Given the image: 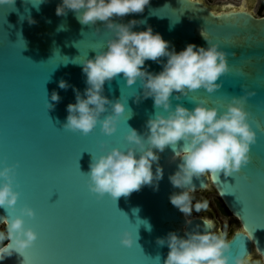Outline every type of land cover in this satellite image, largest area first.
Returning <instances> with one entry per match:
<instances>
[{"label":"water","instance_id":"water-1","mask_svg":"<svg viewBox=\"0 0 264 264\" xmlns=\"http://www.w3.org/2000/svg\"><path fill=\"white\" fill-rule=\"evenodd\" d=\"M59 2L0 3V167L5 162H18L16 181L20 192L10 215L0 207V227L6 229L8 218L18 215L19 208L27 204L35 210V216H25V225L38 233L33 245L23 252L13 251L0 264H163L168 247L159 245L157 237L172 230L183 235L196 228L210 227L219 232L210 218L200 214L188 218L170 202V194L180 191L168 178L179 163L171 147L159 153L164 174L158 190L144 185L116 200L107 194L97 199L90 192L86 173L92 156L100 154V142H106L108 148L126 149L128 127L142 133L147 118L163 110L154 107L151 97L136 103L132 94L141 90L139 82L129 86L121 73L106 82L104 90L110 99L128 97L114 133L103 134L99 125L87 135L62 127L67 105L75 102V94L71 87L59 88V80L63 78L83 92L86 77L80 63L105 48L111 32L102 21L81 24L72 10L57 15ZM240 10L223 7L216 11L199 0H150L142 13L112 19L118 23L144 20L134 25V30L151 25L177 51L188 42L207 46L201 30L219 42L228 54L231 70L221 75V87L214 92L201 88L182 97L180 102L186 107L204 99L209 106L223 111L231 96L255 92L245 104L257 133L250 148V162L232 175L221 172L193 177L191 193L212 188L237 219L239 229L227 238L230 264L236 256L247 260L253 253L264 264V15ZM29 16L35 23H29ZM145 66L153 72L162 68L152 60H147ZM53 90L61 99L48 109ZM172 103L174 107L177 101L173 99ZM182 145L179 141L177 150ZM155 167L154 163L153 170ZM126 229L133 236L131 246L120 242ZM6 245L10 241L0 247Z\"/></svg>","mask_w":264,"mask_h":264},{"label":"clouds","instance_id":"clouds-1","mask_svg":"<svg viewBox=\"0 0 264 264\" xmlns=\"http://www.w3.org/2000/svg\"><path fill=\"white\" fill-rule=\"evenodd\" d=\"M149 3L150 0H60L57 4V15H66L72 10L81 24L95 25L102 21L111 32L107 46L80 63L86 77L83 92L65 79L59 80V88L71 87L75 94V102L67 105L62 127L87 135L99 125L103 134L111 135L126 111L128 97L121 95L110 99L104 94L105 83L121 73L127 85L139 82L141 90L132 94L135 102L151 97L154 107L163 111L156 110L147 118L142 133L128 127L124 137L126 149L119 146L108 148L106 142H100V154L92 156L86 173L88 189L97 199L107 194L115 200L144 185L158 190L164 174L159 153L171 147L173 158L179 157V163L168 178L180 191L172 192L169 199L181 212L188 214L192 210L193 177L204 173L219 175L221 172L225 176L232 175L250 162V148L256 142L257 133L249 122L245 104L247 97L255 92L245 91L231 96L223 111L209 106L203 99L191 108L180 102L182 97L198 89L212 93L220 88L222 82L219 78L231 70L228 54L218 41L210 39L202 30L201 36L207 46L188 42L177 51L151 25L134 30V25L143 24L144 20L118 23L112 19L142 13ZM28 21L35 23L31 16ZM162 57L166 60H161ZM147 60L162 64L161 70L149 71L145 66ZM60 99L59 93L53 90L47 108L53 109ZM173 99L177 101L174 107ZM179 141H183V145L177 150ZM17 166L18 162H5L0 167V207L16 209L20 196ZM200 207L202 205L197 203L196 208ZM25 216H35V210L27 204L19 208L18 215L8 218L6 231H0V242L10 241V245L0 247V260L13 251L23 252L36 241L38 233L25 225ZM120 242L131 246L134 242L132 233L124 230ZM157 243L168 247L163 264H230V242L224 233L213 232L210 227L191 229L183 235L172 230L157 237ZM231 264H247V260L236 256Z\"/></svg>","mask_w":264,"mask_h":264},{"label":"rangeland","instance_id":"rangeland-1","mask_svg":"<svg viewBox=\"0 0 264 264\" xmlns=\"http://www.w3.org/2000/svg\"><path fill=\"white\" fill-rule=\"evenodd\" d=\"M204 2L207 6L218 11L219 6L223 4L220 0H200ZM222 1V0H221ZM224 1V0H223ZM233 3L235 8H243L250 10L254 15L261 16L264 15V0H228ZM224 5V4H223ZM191 212L190 215H203L210 218L214 228L219 233H224L226 239L232 234L236 229H239L240 225L225 208L222 201L218 197L217 193L212 189H207L204 191H198L197 193H192L191 195ZM202 205L199 209L196 208V204ZM0 231H6L4 226L0 227ZM3 242H0V246ZM248 264H262L260 256L256 253L247 260Z\"/></svg>","mask_w":264,"mask_h":264},{"label":"flooded vegetation","instance_id":"flooded-vegetation-1","mask_svg":"<svg viewBox=\"0 0 264 264\" xmlns=\"http://www.w3.org/2000/svg\"><path fill=\"white\" fill-rule=\"evenodd\" d=\"M220 2H223V4H221L220 6H219V10H221L223 7H225V8H229V7H226V6H229V5H231L232 7H233V3H231V2H229L228 0H220Z\"/></svg>","mask_w":264,"mask_h":264},{"label":"snow or ice","instance_id":"snow-or-ice-1","mask_svg":"<svg viewBox=\"0 0 264 264\" xmlns=\"http://www.w3.org/2000/svg\"><path fill=\"white\" fill-rule=\"evenodd\" d=\"M226 7H232L231 5H229V6H226ZM240 11H243L242 9L240 10ZM230 16H231V14H228V16H226V17H229L230 18ZM204 100V99H203ZM206 101V100H205ZM207 102V101H206ZM260 125H258V127H259ZM5 159H7V157H5ZM11 214V210L10 209H7V215H10Z\"/></svg>","mask_w":264,"mask_h":264},{"label":"bare ground","instance_id":"bare-ground-1","mask_svg":"<svg viewBox=\"0 0 264 264\" xmlns=\"http://www.w3.org/2000/svg\"><path fill=\"white\" fill-rule=\"evenodd\" d=\"M200 1V0H199ZM241 8V7H240ZM242 9V8H241ZM190 195H192V193L190 192ZM186 216L188 217V218H190L191 217V215L188 213V214H186ZM253 254H251L250 256H249V258L247 259V260H249L250 259V257L252 256ZM248 264V263H247Z\"/></svg>","mask_w":264,"mask_h":264},{"label":"trees","instance_id":"trees-1","mask_svg":"<svg viewBox=\"0 0 264 264\" xmlns=\"http://www.w3.org/2000/svg\"><path fill=\"white\" fill-rule=\"evenodd\" d=\"M5 241H6V240H5ZM5 241H3V243H4Z\"/></svg>","mask_w":264,"mask_h":264}]
</instances>
